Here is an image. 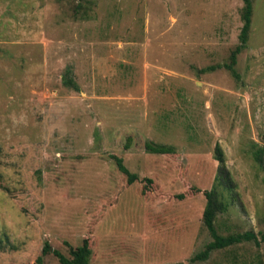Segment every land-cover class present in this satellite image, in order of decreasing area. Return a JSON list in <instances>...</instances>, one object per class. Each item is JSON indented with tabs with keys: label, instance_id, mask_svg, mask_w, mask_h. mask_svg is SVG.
I'll use <instances>...</instances> for the list:
<instances>
[{
	"label": "rangeland",
	"instance_id": "obj_1",
	"mask_svg": "<svg viewBox=\"0 0 264 264\" xmlns=\"http://www.w3.org/2000/svg\"><path fill=\"white\" fill-rule=\"evenodd\" d=\"M242 7L0 0V264L84 238L89 264H210V221L264 264V0L223 66Z\"/></svg>",
	"mask_w": 264,
	"mask_h": 264
},
{
	"label": "trees",
	"instance_id": "obj_2",
	"mask_svg": "<svg viewBox=\"0 0 264 264\" xmlns=\"http://www.w3.org/2000/svg\"><path fill=\"white\" fill-rule=\"evenodd\" d=\"M251 15L252 0H243V7L241 9V19L243 21V25L239 33V44L236 45L235 48L231 51L229 56V62L223 64V66L227 68L234 77L238 76L234 68V65L236 63V56L246 45L251 25ZM223 182L225 183L227 189L232 188V185L229 184L228 178L223 180ZM210 222H207V224L212 232V241L208 242L201 251L196 253L191 258V261L206 259L212 249L230 246L233 244H237L240 241H249L251 239H257L255 234L252 235L250 233L241 234L240 236H236V238L233 236H231L230 238H223L221 235L215 233L214 228L211 224H209ZM260 237L261 239H264V233L260 234ZM48 252H51L57 258L60 264H89V258L91 254L87 238L83 239L81 245L77 246L76 248L70 249V257L65 256L59 250L52 248V246L46 241L41 249V255H44ZM36 261L39 263L41 261V256H38L36 258Z\"/></svg>",
	"mask_w": 264,
	"mask_h": 264
},
{
	"label": "crops",
	"instance_id": "obj_3",
	"mask_svg": "<svg viewBox=\"0 0 264 264\" xmlns=\"http://www.w3.org/2000/svg\"><path fill=\"white\" fill-rule=\"evenodd\" d=\"M234 245V244H233ZM229 246L212 249L208 257L206 258V262L210 264H261L260 259L257 262L253 260V256L249 257L245 255L243 259H241L238 263V257L235 254L230 253V250H227ZM218 257V258H215ZM205 260V259H204ZM193 262V261H192ZM203 263V262H202ZM199 263V264H202ZM192 264V263H191ZM193 264H198L197 262H193Z\"/></svg>",
	"mask_w": 264,
	"mask_h": 264
},
{
	"label": "water",
	"instance_id": "obj_4",
	"mask_svg": "<svg viewBox=\"0 0 264 264\" xmlns=\"http://www.w3.org/2000/svg\"><path fill=\"white\" fill-rule=\"evenodd\" d=\"M33 264H37V263H33Z\"/></svg>",
	"mask_w": 264,
	"mask_h": 264
}]
</instances>
